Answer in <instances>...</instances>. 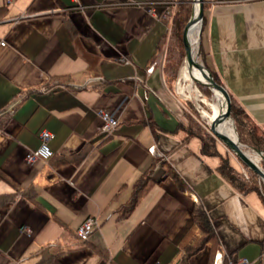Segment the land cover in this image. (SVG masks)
I'll list each match as a JSON object with an SVG mask.
<instances>
[{
	"label": "crops",
	"instance_id": "1",
	"mask_svg": "<svg viewBox=\"0 0 264 264\" xmlns=\"http://www.w3.org/2000/svg\"><path fill=\"white\" fill-rule=\"evenodd\" d=\"M203 1L198 59L264 132V0ZM176 4L0 0V195L11 183L32 192L0 207V264H179L197 203L217 248L187 264L218 252L225 264H264V202L226 183L218 158L177 129L186 106L166 83L162 18ZM100 112L118 121L109 136ZM41 130L52 157L28 165ZM146 172L148 188L122 217ZM91 217L97 227L82 241L76 230Z\"/></svg>",
	"mask_w": 264,
	"mask_h": 264
},
{
	"label": "trees",
	"instance_id": "2",
	"mask_svg": "<svg viewBox=\"0 0 264 264\" xmlns=\"http://www.w3.org/2000/svg\"><path fill=\"white\" fill-rule=\"evenodd\" d=\"M176 1V10L170 25V34L167 38V41H169V51L167 54L166 64L164 66L166 83L170 88H172L171 83L175 79V76L184 59L185 52L183 50L181 35L191 12L192 0ZM212 76L218 84L222 85L215 75L212 74ZM64 79L67 80L66 77H64ZM68 82L69 81L60 80L55 84L68 86L70 84H68ZM206 94H209V90H206ZM184 104L188 110L185 112L184 121L179 123L177 127L178 130L184 133V140L192 137L197 138L200 141L201 151L204 155L218 158L219 162L215 170L226 183H228L241 194L254 192L264 202L262 187L260 185L261 183L258 181L257 177L238 160L247 175V178H245L241 170L235 165L232 158L222 152L220 142L214 138L209 131L202 128L199 122L200 115L194 109V107H192L191 103L188 102ZM230 120L234 125L239 143L245 145L247 148L261 152L262 159L264 160V132L251 122L248 116L242 111V109L232 98H230ZM154 164L155 162L151 164L150 169ZM262 165L264 167V161ZM166 173V176H171L180 189L183 190L185 188L181 180L168 166L166 167ZM149 181L148 172H146L138 181L135 182L130 201L120 210L122 217L126 216L135 206L139 197L148 188ZM11 185L14 187V192L0 195V207L12 203L17 195L26 196L28 195L27 193H32L31 190L22 189L14 183H11ZM33 196L34 195L31 197ZM191 219L192 226L185 235L183 241L180 243L182 258L179 264H187L189 258L206 245L210 247V252L212 254L217 248V239L215 233L200 203H197L192 207ZM47 252L48 248H43L40 251V261H44V254ZM97 253L101 255L100 252Z\"/></svg>",
	"mask_w": 264,
	"mask_h": 264
},
{
	"label": "water",
	"instance_id": "3",
	"mask_svg": "<svg viewBox=\"0 0 264 264\" xmlns=\"http://www.w3.org/2000/svg\"><path fill=\"white\" fill-rule=\"evenodd\" d=\"M194 4H197V13L195 17L193 16V9H194ZM203 0H192V12L189 17L188 22L186 23L183 32H182V44H183V49L185 52V66L188 70V72H191L192 68H195L199 74L201 75L203 81H200L196 78H193V81L202 84L209 88L212 92L216 91L218 92L224 101V111L221 114V116L218 119L213 120L209 124V131L212 134L214 138H216L227 150L233 153V155L236 156L237 159H239L242 164H244L250 171H252L257 177L261 178L264 181V171L256 165V163L253 162V160L246 155L244 150H242L243 146L239 143L238 137L234 128V125L232 121L230 120V97L224 87L220 84H218L212 74L206 69V67L199 61V52L197 51L196 54L192 53V47L188 42L187 39V31L188 29L196 24L200 23L203 17ZM223 120L230 121L232 124L233 132L235 135V141L229 139L225 135L219 133L216 129L215 126L218 122H221ZM256 155H259L262 157L261 152L258 150H253Z\"/></svg>",
	"mask_w": 264,
	"mask_h": 264
},
{
	"label": "rangeland",
	"instance_id": "4",
	"mask_svg": "<svg viewBox=\"0 0 264 264\" xmlns=\"http://www.w3.org/2000/svg\"><path fill=\"white\" fill-rule=\"evenodd\" d=\"M175 10H176V6L173 9H170L169 13H165L166 17H169L171 22H172V20L174 18L173 16H174ZM191 12H192V1H191ZM191 12L189 14V17L191 15ZM166 17L162 16L163 19H166ZM189 17H188V20H189ZM188 20H187V22H188ZM199 26H200V23H199ZM168 33L170 34V32H168ZM169 34L166 36L167 38L169 37ZM167 38H166V40H167ZM181 38H182V35H181ZM192 46L194 47V49H193L194 54H196L197 51H198V37H197L196 44H193ZM168 47H169V41H167V44H166L167 54H168V51H169ZM184 58H185V54H184ZM184 66H185V62H184V59H183L182 65L180 66V68H179V70H178V72H177V74L175 76V79L171 83L172 90L174 92H176L177 97H179L184 103H188V102L191 103L192 107H194V109L200 115L199 122H200L202 128L204 130L209 131V121L205 117V115L211 114L210 106L212 104L217 103V100L215 98L214 92H212L206 86H204L202 84H198V83L194 82L193 80H185L186 81L185 82L184 80L180 79L181 78L182 68ZM206 90H209V94H206ZM186 110H188V109L186 108ZM185 112H187V111H185ZM220 145H221L222 152H224L225 154L230 156V158H232V160L234 161L235 165L241 170V172L243 173L244 177L247 178V175H246L244 169L241 166L242 162L239 159H237L236 156L233 155L232 152L227 150V148H225L221 143H220ZM241 145L243 146L242 150L248 152V154L250 155L251 159L256 163V165H258V167H260L264 171V167L262 165L264 160L262 159V157L259 156V155H256L252 149L247 148L243 144H241ZM238 160L241 163L238 162ZM28 165H30V164H28ZM31 165H33V164H31ZM250 172L253 173L252 171H250ZM257 179L261 183L260 185L262 187V192H263V197H264V181L261 178H259V177H257Z\"/></svg>",
	"mask_w": 264,
	"mask_h": 264
},
{
	"label": "built area",
	"instance_id": "5",
	"mask_svg": "<svg viewBox=\"0 0 264 264\" xmlns=\"http://www.w3.org/2000/svg\"><path fill=\"white\" fill-rule=\"evenodd\" d=\"M165 13H169L168 7L164 8L162 14L163 17H166ZM5 46H6V42L4 40H0V48ZM150 70L151 68L149 69V71ZM100 118L102 120L101 131L105 136H109L117 128L118 121L107 112H100ZM38 138L40 141L39 146L35 150H31L27 152L25 156V161L30 165L40 161L46 162L52 157V151L49 147L51 134L46 130H41L38 134ZM153 149L154 148L151 147L149 150L153 152ZM96 227H97L96 219L93 217L87 218L77 228L76 236L78 237V239L85 241ZM212 264H225L222 254H220L219 252L216 253L213 258ZM227 264H248V261L245 259H241L237 263L229 261Z\"/></svg>",
	"mask_w": 264,
	"mask_h": 264
},
{
	"label": "bare ground",
	"instance_id": "6",
	"mask_svg": "<svg viewBox=\"0 0 264 264\" xmlns=\"http://www.w3.org/2000/svg\"><path fill=\"white\" fill-rule=\"evenodd\" d=\"M196 13H197V4H194V9H193V16L194 17L196 15ZM199 30H200L199 23H196V24L192 25L188 29V31H187V39H188L189 44L192 47V53L193 54H194V51H193L194 47L192 45L193 44H196L197 37L199 35ZM193 78H196V79H198L200 81H203L201 75L199 74V72L195 68H192L191 69V72H188L186 66H184L182 68L181 78L180 79H182V80L185 81V80H193ZM214 95H215V98L217 100V103L212 104L210 106V108H211V114L205 115V117L209 121V124L213 120L218 119L221 116V114L224 111V106H225L222 96L218 92H216V91H214ZM215 129L219 133H221V134L225 135L226 137H228L229 139L235 141V135H234L233 128H232V124H231L230 121L223 120L221 122H218L216 124V126H215ZM244 152L246 153L247 156L250 157V155L248 154V152H246V151H244Z\"/></svg>",
	"mask_w": 264,
	"mask_h": 264
}]
</instances>
